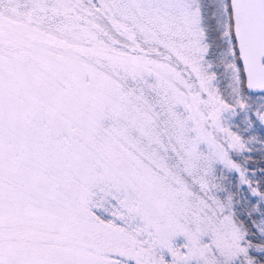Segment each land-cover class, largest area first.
Wrapping results in <instances>:
<instances>
[{
  "label": "snow or ice",
  "instance_id": "snow-or-ice-1",
  "mask_svg": "<svg viewBox=\"0 0 264 264\" xmlns=\"http://www.w3.org/2000/svg\"><path fill=\"white\" fill-rule=\"evenodd\" d=\"M0 264H264V0H0Z\"/></svg>",
  "mask_w": 264,
  "mask_h": 264
}]
</instances>
